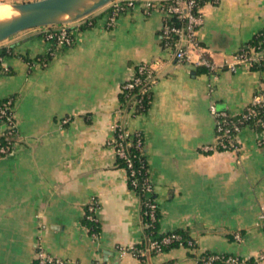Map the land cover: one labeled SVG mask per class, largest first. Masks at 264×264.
Returning a JSON list of instances; mask_svg holds the SVG:
<instances>
[{"label":"crops","instance_id":"1","mask_svg":"<svg viewBox=\"0 0 264 264\" xmlns=\"http://www.w3.org/2000/svg\"><path fill=\"white\" fill-rule=\"evenodd\" d=\"M15 1L24 0H7ZM111 8L67 23L70 45L46 40L40 29L0 43L12 49L1 56L8 71L0 72V101L13 97L16 125L0 156V264H34L37 244L62 264H200L204 252L258 255L264 132L243 126L237 151L202 146L216 136L210 104L238 114L264 84V68L225 65L264 30V0L203 5L200 49L191 58H210L213 72L175 60L157 10L145 12L137 2L109 25ZM142 63L154 67L149 105L132 113L121 84ZM118 125L142 135L158 231L186 230L193 248L144 260L120 255V247L143 241L144 225L140 197L111 144ZM4 130L0 123V137Z\"/></svg>","mask_w":264,"mask_h":264},{"label":"built area","instance_id":"2","mask_svg":"<svg viewBox=\"0 0 264 264\" xmlns=\"http://www.w3.org/2000/svg\"><path fill=\"white\" fill-rule=\"evenodd\" d=\"M139 3L145 12L151 9L157 10L162 15L161 39L164 45L173 49V55L177 62H193L197 66H203L210 72L217 69V64L203 54H197L193 60L192 54L200 49L197 39V29L203 23L202 7L205 3H214L217 0H112L108 4L112 7L109 16V25L113 23L118 13L124 8L133 7ZM64 24L43 26V37L57 45H70L72 42L71 31ZM260 40L255 47L247 50H240L234 55L232 62H225L229 70H236L238 67L251 68L255 63L264 58V30L259 33ZM2 57L0 56V65ZM2 66V65H1ZM153 64H139L131 79L121 84V91H134L129 98V109L132 113L136 108L142 107L144 98H149V91L153 79ZM13 99L7 98L0 104V122L6 125L3 134L10 135L16 130L13 116ZM264 109V84L256 90L248 105L238 114H232L226 110L218 109L215 104H210L209 112L214 121L215 141L202 146L204 151L229 150L237 151L239 146L238 134L243 126L249 125L250 121H255V125L264 132V115L257 117V112ZM111 144L115 148L117 159L123 162L128 185L136 194L143 196V225L153 227L157 221L156 201L151 199L153 192L152 182L148 167L141 157L143 151V138L140 132H130L121 125L115 130V136L111 139ZM12 145L6 143L0 145V156L8 153ZM139 158V163L136 160ZM89 208H92L89 207ZM89 220L94 221L89 216ZM258 219L264 228V210L258 214ZM159 234H152L147 238L146 244L142 246H132L130 248H119L120 255L130 253L131 255L144 260L150 253H159L170 243L177 242L178 246L193 248L195 241L181 240L179 234L174 231ZM240 239L239 235H235ZM200 264H263L264 248L256 256L240 257L238 255L224 253H200L197 255ZM63 261L49 254L41 244H37L34 264H62Z\"/></svg>","mask_w":264,"mask_h":264},{"label":"water","instance_id":"3","mask_svg":"<svg viewBox=\"0 0 264 264\" xmlns=\"http://www.w3.org/2000/svg\"><path fill=\"white\" fill-rule=\"evenodd\" d=\"M112 0H27L10 3L15 13L0 19V43L22 31L87 16Z\"/></svg>","mask_w":264,"mask_h":264},{"label":"trees","instance_id":"4","mask_svg":"<svg viewBox=\"0 0 264 264\" xmlns=\"http://www.w3.org/2000/svg\"><path fill=\"white\" fill-rule=\"evenodd\" d=\"M112 10V8L110 9V11ZM261 31H263V30H261ZM260 31V32H261ZM260 32H258L257 34H255L252 38H251V40L249 41V43L247 44V45H245V47H242L240 50H247V49H249L250 47H255L257 44H258V42H259V40H260V36H259V33ZM42 35H43V33H42ZM6 54H12V49H9V50H7L6 51V48L5 47H2V48H0V56H4V55H6ZM50 57V55H46L45 56V58H49ZM258 67H261V68H264V58L263 59H261L259 62H257V63H255L253 66H251V68L253 69V68H258ZM8 70H4V67L3 66H1L0 65V72H7ZM133 92L134 91H129V92H127V95H125L126 94V92H121V97L122 98H125V99H127L128 101H129V98L133 95ZM9 98H12L13 99V97H9ZM5 100V99H4ZM14 101V100H13ZM2 103V101H0V104ZM148 105H149V98H148V101H147V98L145 99L144 98V100H143V103H142V107H140V108H136V110H135V112L134 113H140V112H144L147 108H148ZM128 107H129V105H128ZM264 115V109H260V110H258V112H257V115H256V118L258 117H262ZM249 125H251L254 129H259V130H261L260 128H259V126H257V125H255V121L253 120V121H250L249 122ZM15 132H16V130L13 132V133H11L10 135H8V134H2L1 135V137H0V145H5L6 143H11L13 140H14V134H15ZM140 158H142L143 160H144V162H145V164H146V166H147V163H146V158H145V154H144V150L142 151V155H141V157ZM136 163H139V158H138V160H136ZM117 164L119 165V166H121V167H123V162L121 161V159H117ZM139 197H140V200H141V215H142V211H143V204H142V201H143V196L141 195V194H137ZM151 199H153V200H155V197H154V194H153V192H152V194H151ZM156 205H157V203H156ZM156 217H157V221L154 223V226L153 227H145L144 226V236H143V241L140 243V244H137V246H142V247H144L145 246V244H146V240H147V238H149V236H151L152 234H159L158 235V237L159 236H161L163 233H166V232H170V231H165V232H160V231H158V219H159V210H158V205H157V207H156ZM142 221L144 222V217H142ZM88 224H89V226L91 225V226H93V225H95V224H93V223H90V222H88ZM174 232L175 233H177V234H179L180 235V237H181V240L183 241V243H185L187 240H189V239H192L189 235H188V233H187V231L186 230H183V229H178V230H174ZM193 240V239H192ZM178 246V243L177 242H173V243H170L169 245H166L163 249H162V251H165V250H167V249H169V248H172V247H177ZM204 253H209V252H204ZM150 254H153V253H150ZM224 254H228V253H224ZM232 255H237V254H232ZM239 256V255H238ZM240 257H242V256H240Z\"/></svg>","mask_w":264,"mask_h":264},{"label":"bare ground","instance_id":"5","mask_svg":"<svg viewBox=\"0 0 264 264\" xmlns=\"http://www.w3.org/2000/svg\"><path fill=\"white\" fill-rule=\"evenodd\" d=\"M14 13V9L9 4L0 3V19L8 17Z\"/></svg>","mask_w":264,"mask_h":264},{"label":"rangeland","instance_id":"6","mask_svg":"<svg viewBox=\"0 0 264 264\" xmlns=\"http://www.w3.org/2000/svg\"><path fill=\"white\" fill-rule=\"evenodd\" d=\"M24 1H27V0H24ZM16 2V1H15ZM0 3H6V4H9L10 5V3H12V2H7V0H0ZM65 25H70V24H65ZM33 29H40V31L42 32L43 31V29L44 28H33ZM24 33H26V30H25V32L24 31H22V32H20V33H17V34H15L13 37L14 38H17V37H20V35H23ZM43 33V32H42ZM1 45V44H0ZM59 46H63V45H59ZM9 98V97H8ZM7 99V98H6ZM12 99V98H11ZM4 101V100H3ZM13 104H14V101H13ZM13 108V107H12ZM13 116H14V111H13ZM0 123H2L3 125H4V127L6 128V125L3 123V122H0ZM4 132V131H3ZM3 134V133H2ZM12 146V145H11Z\"/></svg>","mask_w":264,"mask_h":264}]
</instances>
